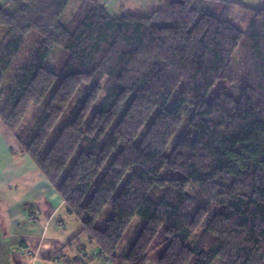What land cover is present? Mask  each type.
<instances>
[{"label": "trees", "instance_id": "trees-1", "mask_svg": "<svg viewBox=\"0 0 264 264\" xmlns=\"http://www.w3.org/2000/svg\"><path fill=\"white\" fill-rule=\"evenodd\" d=\"M70 2H0V119L80 222L70 243L110 264H264V6L79 0L63 23Z\"/></svg>", "mask_w": 264, "mask_h": 264}, {"label": "crops", "instance_id": "crops-1", "mask_svg": "<svg viewBox=\"0 0 264 264\" xmlns=\"http://www.w3.org/2000/svg\"><path fill=\"white\" fill-rule=\"evenodd\" d=\"M112 13L150 14L159 0H104ZM249 6L260 8L264 0ZM254 5V6H253ZM63 198L0 119V264H66L87 249L70 243L79 223ZM90 264V263H89Z\"/></svg>", "mask_w": 264, "mask_h": 264}, {"label": "rangeland", "instance_id": "rangeland-1", "mask_svg": "<svg viewBox=\"0 0 264 264\" xmlns=\"http://www.w3.org/2000/svg\"><path fill=\"white\" fill-rule=\"evenodd\" d=\"M4 0H0V2H3ZM257 0H249V4H256ZM79 0H71V2L69 3V5L67 6V8L65 9L63 15L61 16V21L63 23H67L69 18L74 14L77 6H78ZM254 6V5H253ZM109 10L111 11V8L109 7ZM112 12V11H111ZM5 28H0V39L2 38V36L5 33ZM36 37V33L35 32H31V34L27 37V39L25 40L19 54L17 55V57L15 58V60L13 61V64L11 65V67L8 70L7 73V81L10 77V75H12V73L16 70L18 64L20 63V61L22 60V58L28 53L29 49L31 48L34 39ZM58 48V47H56ZM59 51L55 50L54 53L52 54L51 58L49 59V64H51L52 62H54V60L58 57ZM224 84V82H218V84L216 85V87L213 90V93H216L219 88ZM188 114V107H186L185 109H183V111L181 112V114L179 115L177 121L175 122V124L173 125V127L171 128L170 132L168 133L165 142H164V146L165 147H171L176 139V135H175V131L178 128V126L182 123L183 119L187 116ZM114 119V115L112 114L111 116H109L104 124L103 129L99 132L98 137H101V135L108 130V128H110L111 123ZM179 174L174 173L171 170H165L162 173V177L163 178H169V177H174V176H178ZM111 212V208L108 206L106 208L105 214H110ZM78 223H79V228L81 229V224L80 222L74 218ZM161 237V235L159 236V238ZM159 242V239H157L155 241V244H157ZM78 243L82 244L83 246H85V248L87 249V252L89 253L88 256H84L83 253L79 252L76 255H74L73 257H71V259H73L74 261L80 262V264H110L108 262V260L103 257V258H97L93 256V252L94 251H98L99 249L96 246V244H92L90 243L87 234H82L79 236L78 238ZM151 264H155V262H152Z\"/></svg>", "mask_w": 264, "mask_h": 264}, {"label": "built area", "instance_id": "built-area-1", "mask_svg": "<svg viewBox=\"0 0 264 264\" xmlns=\"http://www.w3.org/2000/svg\"><path fill=\"white\" fill-rule=\"evenodd\" d=\"M92 254L94 257H97V258H103L104 257V255L100 251L99 252L94 251ZM66 264H80V262L74 261L73 259L69 258L66 260Z\"/></svg>", "mask_w": 264, "mask_h": 264}]
</instances>
